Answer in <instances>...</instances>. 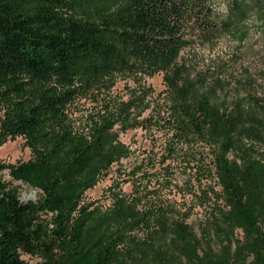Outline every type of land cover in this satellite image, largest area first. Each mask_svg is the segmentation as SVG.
<instances>
[{
  "label": "trees",
  "instance_id": "1",
  "mask_svg": "<svg viewBox=\"0 0 264 264\" xmlns=\"http://www.w3.org/2000/svg\"><path fill=\"white\" fill-rule=\"evenodd\" d=\"M99 1L92 16L78 12L92 0H0V147L22 137L32 152L28 162L0 159V264H31L23 255L42 257L40 264H120L133 257L132 233L144 228L171 235L185 264H264V159L246 143L264 142V107L221 106L216 79L193 77L182 61L197 42L237 33L244 41L246 18L251 8L264 12V0ZM114 72L164 75L166 111L157 103L149 119L163 125V154L145 158L134 176L177 161L186 147L187 155L209 149L210 161L192 159L221 188L203 190L218 204L219 254L210 246L201 250L187 215L170 203H149L119 186L108 190L109 207L83 202L114 164L132 155L117 129L128 122V103H107L81 129L68 114L71 103ZM6 171L40 198L22 201L20 188L2 180ZM164 172L167 181L172 163Z\"/></svg>",
  "mask_w": 264,
  "mask_h": 264
},
{
  "label": "rangeland",
  "instance_id": "2",
  "mask_svg": "<svg viewBox=\"0 0 264 264\" xmlns=\"http://www.w3.org/2000/svg\"><path fill=\"white\" fill-rule=\"evenodd\" d=\"M99 3V0H92L78 12L81 15L94 16ZM219 9L226 11L224 4H221ZM245 25L250 31L244 41L241 40L240 33H237L225 35L211 43L197 42L183 51L182 61L192 68L193 77H205L210 84H215L216 79L220 85L216 98L221 106L224 102L231 104L243 101L246 108L262 112L264 107L263 10L251 8ZM163 77L162 73L153 77H142L114 72L98 87L93 88L87 96L78 97L69 105L68 114L77 129L83 128L91 115L103 111L107 103L115 106L124 102L130 105L128 122L123 126L118 124L117 129L120 132V139L131 148L132 155L114 164L98 185L85 194L83 202H99L105 208L109 207L112 201L108 190L119 186L126 194L130 196L140 194L143 200H148L149 203L151 199L170 203L181 215H187L184 221L201 241V250H206L210 246L219 254L221 242L213 228L214 219L218 215V204L211 200L208 202L207 197L211 196V193L207 195L203 190L208 186L216 191H221V188L213 174L197 172V165L192 159L210 161L212 155L209 149L200 146L187 155L186 147L184 154L177 161L168 160L163 166L157 164L155 167H150V172L146 176L141 177V173L134 176L132 172L148 156L157 155L159 158L163 154L166 142L165 131L161 129L163 125L152 124L149 120L157 103L160 104L162 112L166 111L163 106L166 90ZM2 118L3 113L0 112V126ZM246 143L253 146L252 154L255 157L264 159V142L254 140ZM237 154L238 151H234L230 157L233 158ZM31 158V149L22 137L9 138L0 147V159L7 164L28 162ZM171 163L174 173L165 181L164 166L167 167ZM1 178L20 188L22 201H37L40 198L39 190L32 189L22 182L13 181L8 171L4 172ZM131 238L134 241L130 242L133 257L120 264H160V258H165L166 262L172 264L186 263V259L172 244L171 235L152 234L144 228L132 233ZM242 238L243 234L238 230L236 239ZM56 256L60 258V253ZM22 258L31 264H40L43 261L40 256L23 255Z\"/></svg>",
  "mask_w": 264,
  "mask_h": 264
}]
</instances>
